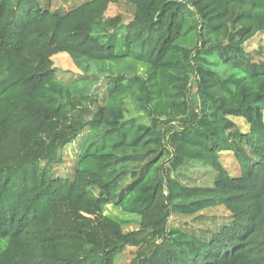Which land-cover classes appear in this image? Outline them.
Listing matches in <instances>:
<instances>
[{
  "label": "trees",
  "instance_id": "1",
  "mask_svg": "<svg viewBox=\"0 0 264 264\" xmlns=\"http://www.w3.org/2000/svg\"><path fill=\"white\" fill-rule=\"evenodd\" d=\"M126 255L264 264V0H0V264Z\"/></svg>",
  "mask_w": 264,
  "mask_h": 264
},
{
  "label": "rangeland",
  "instance_id": "2",
  "mask_svg": "<svg viewBox=\"0 0 264 264\" xmlns=\"http://www.w3.org/2000/svg\"><path fill=\"white\" fill-rule=\"evenodd\" d=\"M84 0H56V6H64V7H69L72 4H77L80 3ZM116 14H122L125 17L131 18V12L126 6H116L112 8V11L110 12V15H116ZM257 46V40H254V42L251 44V47L255 48ZM53 67L54 69L58 72V74L61 77H64L65 79H73L76 75H78V71L72 62L71 58L67 54H59L53 57ZM128 114L127 117H132L135 115H139L133 102L128 101ZM241 125H243L241 123ZM225 164H229L228 167L232 168V158L228 157L225 160ZM59 172H63V169L60 168L58 170ZM237 173V170L235 171ZM192 179L198 184L206 183L208 181V177L205 174L204 171H191L189 174ZM188 177V176H187ZM186 181H189L188 178H185ZM105 214L108 216H111L113 218H116L119 221H122L125 224V228L128 231L136 230L138 228L140 219L138 217L128 215L123 213L122 211L112 207V206H107L105 208ZM215 214L219 217L221 216H226V213L224 210L219 209L214 212H212L209 215ZM183 221H186V223H190V219H185ZM205 222L201 225L204 226ZM131 256L126 255L122 257L121 259L118 260L117 264H130Z\"/></svg>",
  "mask_w": 264,
  "mask_h": 264
}]
</instances>
